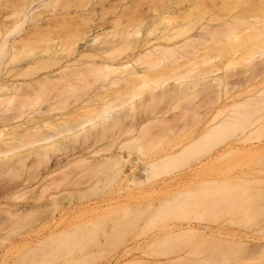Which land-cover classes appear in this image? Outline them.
Returning a JSON list of instances; mask_svg holds the SVG:
<instances>
[{"label":"bare ground","instance_id":"bare-ground-1","mask_svg":"<svg viewBox=\"0 0 264 264\" xmlns=\"http://www.w3.org/2000/svg\"><path fill=\"white\" fill-rule=\"evenodd\" d=\"M261 165L264 0H0V241L44 214L0 242V264L22 248L44 251L32 264H89L168 218L106 264L253 263L264 224L258 239L229 229L264 214ZM102 169L107 192L58 206ZM229 170L241 182L210 175ZM165 238L178 245L155 249Z\"/></svg>","mask_w":264,"mask_h":264},{"label":"rangeland","instance_id":"rangeland-1","mask_svg":"<svg viewBox=\"0 0 264 264\" xmlns=\"http://www.w3.org/2000/svg\"><path fill=\"white\" fill-rule=\"evenodd\" d=\"M259 167L264 170V165H261ZM72 172H78V174L75 176V178H76L75 181H77V183H80L81 180H83V179H85V177L89 176V171H87L82 164H75V165L69 166V168L67 169V173L71 174ZM215 173H218V175L215 174ZM237 174L238 173L236 172V170L235 171L229 170V171H224V172H211L210 173V175H217L219 177L225 178L226 180H228L227 178H232V179H234V183H239V182H241V180H240V177H235ZM70 176H72V174ZM109 176H110V172L108 171V169H102L97 174V182L95 183L93 188L91 190L87 191L86 193H82L81 194V193L78 192L80 195L77 194V191H78L77 190V186H75V187H73V186L69 187L68 186V188L70 189L69 191H71V192H70L69 195H65L62 198L58 199V201H57L58 202V206L59 207H65V206H67V204L70 205V203H73V202L84 203L86 201H95V199L98 196L102 195L103 193L107 192L110 189V186H108ZM176 188L177 187L175 186V189ZM28 190H29V192H27L26 195H23L22 198H28L29 196H32V195L35 194V192L31 190V187ZM5 203H10V202L5 201V200L0 202V204H5ZM43 203L44 202L41 201L39 203V205H41ZM130 207L132 209L133 208L137 209L136 207L142 208L141 205H139V204L136 205L134 203L130 204ZM148 207L150 208V206H148ZM40 209H38L37 212L35 214H33V218H30V220L28 221V223L26 225L24 224V225L19 226L17 228L14 227L13 231L8 232V233H3L1 235L3 237V240H1L0 242H2L3 244H9L11 242L20 241L29 232L28 230L35 226V224H37L40 220H41L40 222H43L44 214L41 213L43 211V209L42 208H40ZM146 213H144V215L142 214L143 215L142 218H140L141 217V215H140L139 218L141 220H143V221L146 220V217H147ZM223 214H225V215L222 216V214H221L220 216L217 217L216 220H217L218 223L222 222L224 219H228V218L230 219V217H231V219L234 218V220H236L235 218L238 216V215L237 216L236 215L230 216L229 214H226V213H223ZM256 217L257 218H255V220L253 221L252 226H250L248 228H244L245 227L244 226L243 227L244 229H243L242 228L243 225H241V228H242L241 229L239 227V225H238V227L240 228L239 231H238L236 225L233 224V225H230V227L231 226H233V227L230 228V229L228 228V229L230 231L235 232V234L236 233L239 234L238 232H240L239 235H241V234L244 235V233H246L247 235H251V237H254L255 239H258V238H260L259 234L256 235L255 232H257V229H259V227H261L262 224H264V214L261 215V216L257 215ZM148 218L149 217H147V220H149ZM238 218L240 219L239 216L237 217V220H238ZM97 220L102 222V224H105V225L110 223V221H109L110 219L108 217H106V218L105 217H100ZM141 220H138V221H140V224H142V226L144 228L145 227L144 223H146L147 221H145L144 223H141ZM175 221H177V220H175ZM173 222L174 221H172V222L170 221V218H168L166 220H160V221L156 220V221L152 222V224L150 226H148L146 228V230H144L145 229L144 228L143 229L144 231L142 230V226L139 229V230H142V231H138V230L135 231L136 228H134L135 230H132L134 226L131 227L132 229L129 227L131 231L128 230V233L126 234L125 239L120 244H118L115 248L109 249V250H106V251H104V250L103 251H99V248L97 249L96 247H92L90 250H92V249L93 250L92 251H88V252L89 253L92 252L91 253L92 256L99 257V258H96L95 261H92L89 264H106L124 246V244L129 243L133 238H135L137 236H138V238H144L146 236H150L153 233L158 232V230L161 227H162L161 229H163V227H165V225H170L171 223L173 224ZM140 224L137 225V226L135 225V227L140 226ZM177 224H179V222ZM241 232H243V233H241ZM260 235H261V233H260ZM263 236L264 235H262L261 238H263ZM173 245L177 246L178 242L175 240V243H174V242L169 241L168 239L165 238L161 243L156 245L155 249H158V251H165L166 249L172 247ZM94 248L97 249V251L95 249L96 253L94 251ZM41 251H42V255H43L44 251L42 249H35V250H32V251H27L26 248L17 249V250H14V251L10 252V253H7L5 255L4 259H3L2 264H32V262L30 260L31 257H33V258H35L37 260L39 258V255H40ZM98 253H99V256H98ZM58 261L59 260H56L55 262H50V261L47 260V257H45L44 259L41 260L40 264H61ZM33 262H35V261H33ZM250 264H264V258H259L257 260H254V262L250 263Z\"/></svg>","mask_w":264,"mask_h":264}]
</instances>
